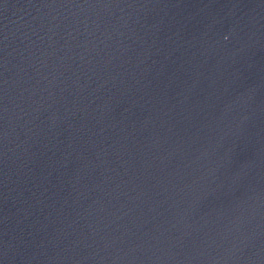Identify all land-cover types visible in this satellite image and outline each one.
<instances>
[{"label":"water","instance_id":"1","mask_svg":"<svg viewBox=\"0 0 264 264\" xmlns=\"http://www.w3.org/2000/svg\"><path fill=\"white\" fill-rule=\"evenodd\" d=\"M0 264H264V0H0Z\"/></svg>","mask_w":264,"mask_h":264}]
</instances>
